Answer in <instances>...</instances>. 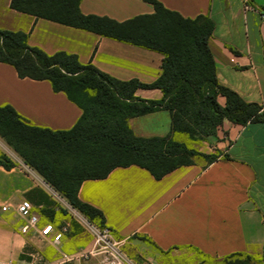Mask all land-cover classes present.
<instances>
[{"label":"crops","instance_id":"crops-1","mask_svg":"<svg viewBox=\"0 0 264 264\" xmlns=\"http://www.w3.org/2000/svg\"><path fill=\"white\" fill-rule=\"evenodd\" d=\"M165 9L186 19L205 16L213 23L208 46L217 82L248 103L264 107V0H250L257 10H243V0H157ZM0 0V30L28 34L27 44L51 55H75L81 64L120 81L155 82L161 74L162 55L90 31L35 19ZM83 15L123 22L153 13L142 0H81ZM145 101L162 98L159 89H137ZM224 105V98L218 97ZM10 106L28 125L51 131L71 129L81 109L49 81L19 78L13 66L0 62V106ZM169 112L158 110L128 119L136 137L164 138L171 133ZM176 142L183 135L172 133ZM218 157L210 163L196 159L155 179L136 165L116 167L105 178L85 180L77 197L104 218V225L124 239L131 257L145 264H225L232 256H249L264 264V124L236 125L224 121L212 140ZM189 141L191 148L211 153L209 144ZM13 166H0V264H18L35 256L38 264L60 259L59 245L40 235L45 223V201L58 194L0 140V156ZM59 196V195H58ZM61 198V197H60ZM28 200L37 225L26 233L15 206ZM8 205L3 212L1 206ZM56 210V209H55ZM56 218L58 212L56 211ZM54 247V251L49 249ZM70 249V248H69Z\"/></svg>","mask_w":264,"mask_h":264},{"label":"trees","instance_id":"trees-1","mask_svg":"<svg viewBox=\"0 0 264 264\" xmlns=\"http://www.w3.org/2000/svg\"><path fill=\"white\" fill-rule=\"evenodd\" d=\"M80 1L10 0L9 7L35 19L158 52L162 55L159 78L151 84L120 81L91 64H81L75 55L65 52L48 55L28 46L25 32L0 30V62L13 66L19 78L49 81L53 91L63 92L82 111L71 129L51 131L28 125L12 107L0 106V137L68 205L84 214L89 222L104 226L102 213L77 197L83 181L103 179L112 169L130 165L160 179L177 167L191 164L178 161L183 154L213 162L217 156L207 157L187 149L174 141L171 134H183L196 141L215 137L224 121L242 126L264 124V107L245 102L217 82L208 46L213 31L209 18L186 19L165 9L157 0H142L152 5V14L117 22L83 15ZM137 89H159L162 98L137 99L133 95ZM218 97L224 98V105L218 103ZM158 110L169 112L171 133L164 138L136 137L127 125L128 119ZM26 146L36 148L37 153ZM13 165L6 156H0V166L9 169ZM49 207L51 210L43 212L46 221L65 222L57 220L53 204ZM60 214L64 217L63 212ZM69 223L68 234L72 228H79L74 222ZM249 262H253L249 256L237 255L225 264Z\"/></svg>","mask_w":264,"mask_h":264},{"label":"built area","instance_id":"built-area-1","mask_svg":"<svg viewBox=\"0 0 264 264\" xmlns=\"http://www.w3.org/2000/svg\"><path fill=\"white\" fill-rule=\"evenodd\" d=\"M243 10H257L250 0H243ZM260 18L264 21V12L260 13ZM27 171L30 169L27 167ZM8 205L1 206L3 212L7 211ZM33 206L28 200H22L15 206L17 215L24 220L20 227L22 233H26L30 228L37 225L39 217L33 213ZM80 217V216H79ZM78 221L83 231H87L92 236L91 244L83 250H77L71 254H62L60 259L45 264H71L93 261L94 264H145L128 256L124 251V239L115 235L113 230L107 226H97L89 222L86 218ZM83 218V217H82ZM69 222H49L45 220L40 229V235L45 237L52 245H59L67 237L69 232Z\"/></svg>","mask_w":264,"mask_h":264},{"label":"rangeland","instance_id":"rangeland-1","mask_svg":"<svg viewBox=\"0 0 264 264\" xmlns=\"http://www.w3.org/2000/svg\"><path fill=\"white\" fill-rule=\"evenodd\" d=\"M182 135L183 134H181V136ZM183 137L186 138V139H184V142H179V143L183 144L187 149H192L195 152H197V153H199L201 155H205L207 157L208 156H217L218 157V155H219L218 152H215L211 148L212 147V143H210L208 141V139L212 140L214 137H203V139H201V140L194 141V142H198V143L205 142V141L207 143H210L209 144V148L211 149V151H210L211 153H208V154L191 148L189 146V144H188V140L189 139L187 138V136L186 135H183ZM0 140H2V142H4L6 144V142L3 140V138L0 137ZM26 147H28V146H26ZM8 148L11 149V147H9V146H8ZM28 150H30L33 153H37V149L34 148V147H32V148L31 147H28ZM39 152H41V151L39 150ZM196 159H202L205 163H207L206 159L203 158L202 156H198V155L197 156H192V155L190 156L188 154H183V156L179 157L178 161H180V162H186V161H188V162H191L192 163ZM20 160L22 161L21 158H20ZM52 197H54V200H52L54 202V203H52L53 204V207H55V209L58 211L57 220H60L61 219V220L67 221V222H74V224H76L79 227V228H77V229L74 230L73 235H75V236L73 238H71V239L66 238L65 239V243L63 244V247H62V252H64V253H67V252L68 253H71V251L74 252L75 250H83L86 247H88L91 244V242H92V236L87 231H83V229L81 227V224L78 221V217L79 216L81 217V219H84L85 218L84 214L82 215V213L78 212V210H76L72 206L68 205L64 201V199L60 198V196L57 195V196H52ZM48 204H50V203L48 201H45V212H48L49 210H51V209H49L50 207H49ZM53 207H51V208H53ZM61 212H63L64 217L60 214ZM80 228L82 229V231L80 230ZM53 248L54 247L50 248L49 250L50 251H54ZM123 251L128 256H130V257L132 256V255H130L127 252V250H126L125 247H123ZM22 259L23 260L20 261L18 264H38V262H39V259L36 256L34 258H32L30 256H23ZM249 263H251V264H257L258 262H249ZM71 264H78V263H71ZM80 264H94V262L93 261H89V262H82Z\"/></svg>","mask_w":264,"mask_h":264}]
</instances>
